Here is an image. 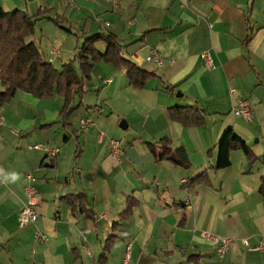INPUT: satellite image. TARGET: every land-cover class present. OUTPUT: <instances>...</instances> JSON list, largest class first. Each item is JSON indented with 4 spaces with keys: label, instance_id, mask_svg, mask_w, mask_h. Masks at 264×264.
Returning <instances> with one entry per match:
<instances>
[{
    "label": "crops",
    "instance_id": "crops-1",
    "mask_svg": "<svg viewBox=\"0 0 264 264\" xmlns=\"http://www.w3.org/2000/svg\"><path fill=\"white\" fill-rule=\"evenodd\" d=\"M0 4L38 18L26 42L56 70L84 38L103 34L117 38L122 58L156 76L134 89L127 69L95 64L64 123L57 95L39 99L18 91L0 104V264H101L110 236L104 264H264V249H257L264 242V0H120L116 9L106 0ZM95 48L104 53L106 46ZM152 51L159 64L146 61ZM243 100L252 108L250 120L232 113ZM170 107H196L204 123L184 127L171 120ZM81 120L92 123L85 132ZM229 129L256 161L249 165L242 151H233L230 166L216 170L217 143ZM162 140L171 150L184 149L188 168L155 161ZM35 144L59 152L47 157L31 149ZM28 172L37 216L20 228ZM202 174L204 183L190 184ZM79 194L93 219L67 204ZM128 197L135 205L120 219ZM37 231L45 242L35 240ZM203 233L232 239L228 253L219 258Z\"/></svg>",
    "mask_w": 264,
    "mask_h": 264
},
{
    "label": "trees",
    "instance_id": "trees-1",
    "mask_svg": "<svg viewBox=\"0 0 264 264\" xmlns=\"http://www.w3.org/2000/svg\"><path fill=\"white\" fill-rule=\"evenodd\" d=\"M38 18L30 16L25 12L14 10L5 11L0 4V85L3 91L0 92V104L12 99L16 92L29 93L35 98L46 99L57 95L63 98V106L60 110V117L64 123L67 116L75 109L73 104L74 96L85 93L87 83L90 80L91 70L95 64H111L114 68L127 69L129 85L134 89H142L145 83L153 77L133 62L122 58L121 44L113 35L95 34L84 38L76 55L68 63L56 70L51 64L41 58L38 49L26 39L33 35L35 24ZM56 25H60L58 19H50ZM251 31L243 41L244 45L251 38ZM105 43L104 53L96 48V43ZM173 91L174 87H165ZM172 121L184 126H200L204 123L203 113L196 107H170L168 109ZM162 145L163 153L157 156L155 161H168L173 165L183 168L189 167V161L183 148L171 150L166 140L159 142ZM242 151L247 163L252 165L256 157L251 153L246 143L241 140L231 129L227 130L217 143V159L215 169L220 170L230 166V153ZM207 175L202 174L192 180L190 184L204 183ZM259 194L264 202V176L261 177ZM67 204L73 210H85L90 218L88 202L85 194H79L73 198H67ZM135 203L127 198L126 208L120 215V219L130 216ZM114 236H110L100 256L101 264H104L105 255L109 253L114 243Z\"/></svg>",
    "mask_w": 264,
    "mask_h": 264
},
{
    "label": "built area",
    "instance_id": "built-area-1",
    "mask_svg": "<svg viewBox=\"0 0 264 264\" xmlns=\"http://www.w3.org/2000/svg\"><path fill=\"white\" fill-rule=\"evenodd\" d=\"M110 6L113 9H116L119 7L120 0H106ZM201 57L206 61L208 65L211 64V60L207 53H203ZM146 61H154L156 63H160V56L156 51H152L150 55L146 58ZM232 113L235 116L243 117L247 120H250L252 115V108L249 105V102L247 100L240 101L239 104L233 108ZM0 124H3V120L0 119ZM80 129L81 131L85 132L88 130L92 123L89 120H81L80 121ZM112 153L116 152V146L117 143L114 140L110 141ZM33 150H41L43 151L47 157L55 156L58 152V148H54L50 146L49 144L41 145V144H35L31 147ZM1 181V178H0ZM187 182L184 180L183 184H186ZM23 194L26 199L25 205L20 209L18 220H19V227L25 228L33 224L37 214H36V196H37V190L34 186V176L32 172H28L24 175V184H23ZM186 204H189L188 197L184 199ZM207 240H209L213 245H217V254L219 258H223L230 248V245L232 243V239L230 238H222L219 236H214L209 233H203V235ZM46 236L41 233L40 231H37L35 234V240L39 243H43L46 241ZM243 245H247V242L245 240H242ZM129 249V248H128ZM257 249L263 250L264 249V242H262L259 246H257ZM184 252V250H182Z\"/></svg>",
    "mask_w": 264,
    "mask_h": 264
},
{
    "label": "clouds",
    "instance_id": "clouds-1",
    "mask_svg": "<svg viewBox=\"0 0 264 264\" xmlns=\"http://www.w3.org/2000/svg\"><path fill=\"white\" fill-rule=\"evenodd\" d=\"M0 172H2V170H0ZM11 178H12V180H16V179H18V176L15 173H12Z\"/></svg>",
    "mask_w": 264,
    "mask_h": 264
},
{
    "label": "water",
    "instance_id": "water-1",
    "mask_svg": "<svg viewBox=\"0 0 264 264\" xmlns=\"http://www.w3.org/2000/svg\"><path fill=\"white\" fill-rule=\"evenodd\" d=\"M120 127H121V128H125L126 126H125L124 123H121V124H120Z\"/></svg>",
    "mask_w": 264,
    "mask_h": 264
}]
</instances>
